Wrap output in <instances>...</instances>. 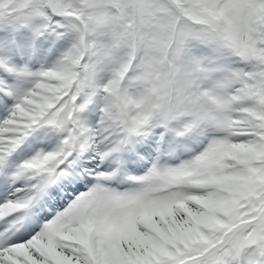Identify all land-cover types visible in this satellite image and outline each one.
Returning <instances> with one entry per match:
<instances>
[{
	"label": "snow or ice",
	"instance_id": "6c2138e0",
	"mask_svg": "<svg viewBox=\"0 0 264 264\" xmlns=\"http://www.w3.org/2000/svg\"><path fill=\"white\" fill-rule=\"evenodd\" d=\"M0 264H264V0H0Z\"/></svg>",
	"mask_w": 264,
	"mask_h": 264
}]
</instances>
